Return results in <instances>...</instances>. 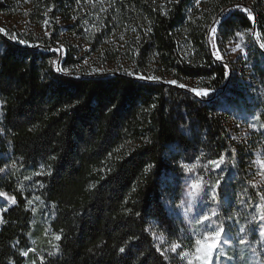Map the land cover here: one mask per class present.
Here are the masks:
<instances>
[{
    "label": "trees",
    "instance_id": "1",
    "mask_svg": "<svg viewBox=\"0 0 264 264\" xmlns=\"http://www.w3.org/2000/svg\"><path fill=\"white\" fill-rule=\"evenodd\" d=\"M16 1L0 0V12ZM28 4L32 18L51 25L46 37L0 30V192L8 196L0 197V264H181L164 244L185 234L195 242L203 231L174 211L200 177L221 181L212 206L215 220L229 226L231 217L228 232L241 234L264 214L248 143L229 128L248 114L252 149L264 150V0ZM85 30L100 56L129 64L81 68L70 50L60 67L51 45L63 32ZM118 35L123 46L111 49ZM241 40L248 67L237 65L241 58L215 59V48L224 55ZM187 81L210 93L197 96ZM221 155L213 170L208 161ZM48 233L50 244L31 253L32 238L45 241Z\"/></svg>",
    "mask_w": 264,
    "mask_h": 264
},
{
    "label": "rangeland",
    "instance_id": "2",
    "mask_svg": "<svg viewBox=\"0 0 264 264\" xmlns=\"http://www.w3.org/2000/svg\"><path fill=\"white\" fill-rule=\"evenodd\" d=\"M29 0H19L16 1V8L8 13L0 12V30L3 32L9 31H20V32H35L37 35L41 37H46L50 33V25L48 20L34 19L31 16V6L28 4ZM92 19V18H89ZM88 22L89 20L86 19ZM93 21V22H92ZM89 23L96 25L94 20ZM60 25L62 24L61 20L57 21ZM92 27V26H91ZM96 27V26H94ZM92 27L93 29H96ZM91 30H85L81 35L71 34L68 32H63L60 36V39L52 46L51 50L55 51L58 56V65L61 67L67 54L71 50L74 54V58L78 62V67L86 68V69H98L105 70L107 72H112L121 66H127L128 61H124L120 59V62L108 61L102 56H100L97 52L93 50L92 42L93 39L90 38ZM109 47L111 49H118L123 46V37L118 35L116 37H111L109 39ZM223 59L228 61H236L241 58V62H238L237 65H240L241 68L248 67V54L246 51L245 41L241 40L238 42L228 43L225 50ZM122 60V61H121ZM185 87L189 89H199L197 87L196 82L187 81L183 84ZM210 93V91H209ZM1 106V101H0ZM229 128L231 131L232 138L238 142L239 144H247L246 153L249 154L248 161L252 164V169L256 175L255 183L264 191V150L261 148L252 149L254 146V142H251L252 135L254 131V126L250 121V116L246 113H240L239 118H232L229 120ZM191 184V183H190ZM190 184L188 186V193L190 191ZM2 193V192H0ZM186 194L184 199L180 200L178 204L174 207V211L182 218L184 221L188 220L190 217L196 218L201 214L199 211L200 200L197 197L196 201L193 202L192 198ZM0 197L7 198L8 196L3 193ZM214 204V203H213ZM189 205H192V211H188ZM211 205H205L203 212L208 211ZM202 212V213H203ZM217 217V216H216ZM215 217V218H216ZM260 215L256 218H253L249 221L248 228L244 231L228 232L226 229L234 228L231 223V217L227 218V223L229 226L223 222L225 227V239L226 242L223 243L222 251H218L213 259V264H264V237L259 235V225L264 226V221L260 219ZM214 218V220H215ZM220 221V219H218ZM218 220L216 223H219ZM261 221V224H257L256 221ZM214 221V222H215ZM197 223V222H196ZM198 224V223H197ZM199 225V224H198ZM203 227L201 226L200 229ZM203 231H199L198 233H202ZM232 233V234H231ZM247 233V234H246ZM253 234L254 243L249 244L248 240L245 237ZM158 238H161L160 235H156ZM186 238L182 239L180 242L174 243H165L164 246L166 250L171 253L174 257L178 259L181 264H188L189 259L194 260L195 255V242L191 240L188 235ZM236 236V237H235ZM51 234L48 233L46 235L45 241H39L37 238H32V242L34 243V248L31 253L35 255H39V249L43 247V245H49L51 242ZM241 239L244 240V243H241ZM179 243L181 247L177 248L176 251H172V247ZM187 252L190 254L188 258H181V253ZM257 256H260V260L257 261ZM30 258V257H29ZM27 264H37L36 260H28Z\"/></svg>",
    "mask_w": 264,
    "mask_h": 264
},
{
    "label": "snow or ice",
    "instance_id": "3",
    "mask_svg": "<svg viewBox=\"0 0 264 264\" xmlns=\"http://www.w3.org/2000/svg\"><path fill=\"white\" fill-rule=\"evenodd\" d=\"M247 11V9H244ZM251 18V17H250ZM254 19V18H253ZM217 32V28L213 27L210 31V36L215 38ZM19 43H25L24 40H19ZM260 47L264 49V42L260 43ZM213 55L215 59L223 60V56L220 54L219 48H215ZM225 68V76L229 74V69L227 64L223 65ZM154 79V78H151ZM171 84H176V81L169 82ZM180 87H184L183 85H179ZM197 96L203 97L209 94L208 89L198 90L192 89ZM224 162V156L221 155L218 160H209L208 163L213 166V170L219 169L221 164ZM0 171H4V169L0 168ZM43 174V173H38ZM221 181L217 180L215 184H205L203 182V178L194 179L190 184V191L188 195L192 198L193 202L196 201L197 197H199L200 202L213 204L216 201L218 190L220 188ZM3 195V193H0ZM38 199V198H37ZM261 200H264V194H261ZM14 203V198L12 200ZM30 203V202H29ZM260 208H264V205H260ZM188 211H192V205H189ZM217 216L216 209L214 207H210L208 211L201 213L197 218L196 222L203 227V232L197 235L195 239V255L194 260L189 259L188 264H213V259L218 251H222V245L226 242L225 239V227L223 222L216 223L214 222V218ZM261 220H264V214L260 217ZM259 224V222H256ZM259 235L264 237V226H260L258 228ZM240 231H244V229H240ZM195 235V234H194ZM57 240L60 239V236L56 237ZM241 243H244V240L241 239ZM181 247L179 243L175 244L172 247V251H176L177 248ZM120 252H124V248L120 249ZM27 255V253H25ZM190 256L187 252L181 253V258H188Z\"/></svg>",
    "mask_w": 264,
    "mask_h": 264
}]
</instances>
